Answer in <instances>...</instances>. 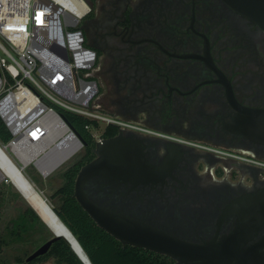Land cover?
<instances>
[{
    "label": "flooded vegetation",
    "instance_id": "af4514ba",
    "mask_svg": "<svg viewBox=\"0 0 264 264\" xmlns=\"http://www.w3.org/2000/svg\"><path fill=\"white\" fill-rule=\"evenodd\" d=\"M89 1L98 108L116 121L68 168L98 162L92 200L205 249H149L169 264H264V29L224 0Z\"/></svg>",
    "mask_w": 264,
    "mask_h": 264
},
{
    "label": "built area",
    "instance_id": "2783aa9c",
    "mask_svg": "<svg viewBox=\"0 0 264 264\" xmlns=\"http://www.w3.org/2000/svg\"><path fill=\"white\" fill-rule=\"evenodd\" d=\"M90 11L89 0H0V118L11 133L0 146L31 158L43 177L83 148L63 111L89 118L95 138L116 121L94 102L98 56L81 26Z\"/></svg>",
    "mask_w": 264,
    "mask_h": 264
},
{
    "label": "trees",
    "instance_id": "16d2710c",
    "mask_svg": "<svg viewBox=\"0 0 264 264\" xmlns=\"http://www.w3.org/2000/svg\"><path fill=\"white\" fill-rule=\"evenodd\" d=\"M63 113L84 138L90 141L94 140L90 131L85 128V124L91 121L89 118L69 111H63ZM10 138L11 133L0 118V143L7 142ZM79 166L80 164L77 167L72 166L65 170L63 174L64 182L57 190V193L61 196V201L59 204L52 205V207L78 239L91 262L93 264H169L166 258L159 254L148 253L149 249L145 247L124 244L98 225L74 195V183ZM28 178L33 182L30 177ZM9 184L10 187H15L12 182ZM5 185V181L0 183V197L3 196V198L5 197L3 186ZM15 191L12 192L10 189L9 193L16 197H23L27 202L19 190L16 189ZM25 216L31 222H39L47 226V223L29 203L25 208ZM20 225L18 226L20 227ZM12 226L11 232L15 234V222H12ZM16 233L20 234V230ZM49 257H55L58 264H85L65 237L58 238L42 260ZM18 260L22 259L19 258Z\"/></svg>",
    "mask_w": 264,
    "mask_h": 264
},
{
    "label": "water",
    "instance_id": "95a60500",
    "mask_svg": "<svg viewBox=\"0 0 264 264\" xmlns=\"http://www.w3.org/2000/svg\"><path fill=\"white\" fill-rule=\"evenodd\" d=\"M224 1L227 4H229L233 9L245 15L249 19L253 20L254 22H256L258 25H260L264 29V0H224ZM76 131L78 132V130ZM79 135L82 137L80 133ZM97 166H98V162H93V163H90L84 166L80 170L76 178V181H75L74 195L77 198L78 202L81 204V206L92 216V218L98 223V225L106 229L116 238L121 240L124 244L142 246V247H146L151 250H156V251H160V252L168 253L172 255H179L183 251L184 252L185 251H198V252L205 251V249L200 246L196 247V246H192L187 243L181 242L178 239L158 229H155L149 226L143 221H140L129 215L110 210L104 206L99 205L94 200H92L85 193L84 184H85L86 179L89 177L90 173H92V171L96 169ZM22 195L28 201V199L26 198V195H24L23 193ZM28 202L34 208L31 202L30 201ZM52 210L53 212H55L54 208ZM56 215L58 216L57 213ZM59 219L62 221L60 217ZM69 231L72 233L70 229ZM72 235L74 239L77 241V243L79 244V246L83 248L73 233ZM60 237L62 236L55 234L52 238L45 241L34 252H32L27 257V260L30 261L40 255H44L48 253L53 243ZM68 241L71 244L72 248L75 250V252L80 257V259L85 264H93L84 250L83 252L87 256L88 262L85 261L84 258H82V256L78 253L73 243L70 242V240ZM238 246H239L238 244L231 245V243H224L221 246L216 247V248H214L215 246L213 245H209L208 248L211 251L214 248L215 250L220 249L224 252L225 251L228 252L230 250L238 251L239 250Z\"/></svg>",
    "mask_w": 264,
    "mask_h": 264
},
{
    "label": "rangeland",
    "instance_id": "374dc122",
    "mask_svg": "<svg viewBox=\"0 0 264 264\" xmlns=\"http://www.w3.org/2000/svg\"><path fill=\"white\" fill-rule=\"evenodd\" d=\"M97 12L99 13L98 10ZM84 21L86 19L82 20L81 26ZM99 96L100 94H97L94 99L96 106H98L100 100ZM104 127L103 125L102 129ZM6 151L15 163L23 169L25 175L33 180L32 183L48 200L47 203L51 208H53L52 205L59 204L61 196L57 193V190L64 182V171L76 156L63 163L48 177H43L33 162L24 165L23 161L19 160L10 148H7ZM3 181H5L6 185L3 186L5 197H0V264H13L19 258L25 259L36 248L52 238L55 233L48 225L44 226L39 222H31L25 216V208L29 202L27 201V203L23 197H16L9 193L10 189L12 192H16L17 187H10L9 183L12 181L1 175L0 183ZM12 222H15V234L10 230ZM19 224H21L20 227L18 226ZM19 230L20 234H17L16 231ZM45 262L46 264H58L55 257H49Z\"/></svg>",
    "mask_w": 264,
    "mask_h": 264
},
{
    "label": "bare ground",
    "instance_id": "6f19581e",
    "mask_svg": "<svg viewBox=\"0 0 264 264\" xmlns=\"http://www.w3.org/2000/svg\"><path fill=\"white\" fill-rule=\"evenodd\" d=\"M30 160L31 158L23 159V163L26 165ZM64 161L65 157L59 156L50 164L49 168L54 169ZM1 175L12 181L17 189L26 195L28 201L31 202L38 214L54 233L70 240L82 258L88 262V258L83 252L84 249L79 246L67 226L59 219L56 213L53 212V208L47 203L48 200L37 190L36 185L29 180L23 172V169L15 163L8 152L0 146V177Z\"/></svg>",
    "mask_w": 264,
    "mask_h": 264
}]
</instances>
